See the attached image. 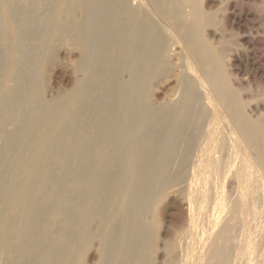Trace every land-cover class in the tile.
Returning <instances> with one entry per match:
<instances>
[{
    "label": "bare ground",
    "instance_id": "6f19581e",
    "mask_svg": "<svg viewBox=\"0 0 264 264\" xmlns=\"http://www.w3.org/2000/svg\"><path fill=\"white\" fill-rule=\"evenodd\" d=\"M44 1L46 12H40L43 4L32 6L34 0H25L23 9L2 4L13 46L6 49L8 53L1 51L0 81L3 76L14 81L16 92H0L1 132L9 137L13 131L16 137L26 138L22 136L24 141L15 157L10 140L0 148V154L5 157L11 153L14 159L10 169L8 164L5 182L0 173V264H12L2 263L4 259L32 264L33 256L40 258V244L51 231L44 223L46 217L63 221L62 231L49 243L54 261L84 264L92 235L90 224L96 215L101 218L99 264H154L153 214L167 190L173 186L178 190L179 184L187 191L188 203L187 228L180 244H186L182 264H264V116L253 119L247 114V105L230 86L215 50L204 38L215 16L202 10L201 0H188V17L182 16V6L173 10L175 18L170 15L178 33L174 38L165 28L156 35L152 26L140 23L129 1L119 5L118 0H78L71 19H65L68 0ZM161 1L149 0L159 16L163 12ZM53 3L58 8L56 14L50 12ZM119 16L128 23L121 27V17L116 21ZM39 24L38 41L44 51L37 48L39 54L43 51L41 57L31 46L28 33ZM39 36L33 35V39ZM49 36L51 44H47ZM107 38L109 43L103 47ZM63 40L78 50L74 69L80 77L47 107L34 70L38 65L43 81L45 66L54 58V43ZM173 40L182 41L187 78L182 75L186 80L179 83L171 103L156 106L150 101L151 85L172 69L166 51L175 44ZM18 43L27 46L21 52L22 60L31 62L26 63L31 65L27 73L23 72L25 63L20 69L21 61L11 59L6 65L18 52ZM97 50L98 61L93 58ZM95 61L97 64L91 66ZM121 72L128 78H120L117 73ZM29 91L32 97L25 104L20 96ZM45 108L51 109L50 116L31 126L28 120L35 121L33 117ZM27 109L32 117H27ZM77 111L82 113L74 121ZM222 121L235 136L228 137L231 141L221 128ZM86 130L87 135L83 133ZM65 147L73 161L71 167L67 154L63 155ZM217 152L226 153V159ZM50 163L58 166L59 177H51ZM229 177L235 189L228 198L224 183ZM47 183L51 186L46 193ZM67 184L74 194L71 198L64 196L66 191L61 194ZM58 194L63 201L55 202ZM63 205L72 206L81 218L75 221L74 212L66 215ZM148 215L151 218L146 221ZM178 247H168L166 264H177L178 253L184 250L176 252L175 258ZM15 249L27 250L29 255L19 260Z\"/></svg>",
    "mask_w": 264,
    "mask_h": 264
},
{
    "label": "rangeland",
    "instance_id": "374dc122",
    "mask_svg": "<svg viewBox=\"0 0 264 264\" xmlns=\"http://www.w3.org/2000/svg\"><path fill=\"white\" fill-rule=\"evenodd\" d=\"M78 0H68V10L65 16V19H71L72 17V7L77 3ZM122 1V2H121ZM130 3V6L135 9L136 11V18L140 23H144L143 25L145 26H152L154 32L156 35L161 32L164 28L166 31H168V34L171 36L172 34L175 36L174 38H177V31L174 30V26L172 22L169 20L170 15L172 18H175V15L172 14L173 10L175 8L182 6V16L185 18L186 16L188 17L189 14V7L187 5L188 0H162L161 1V9L163 10L162 14L159 16L158 12L152 7V4H149V0H118L119 5H122V3L128 2ZM35 2V3H34ZM32 3V6L37 4V8H39L40 5L43 4L42 9L40 12L47 11L48 8L44 6V4H47L46 1L44 0H34ZM133 3V4H132ZM2 4H11L10 6H23L22 8L18 9H23L25 0H0V54L1 51L5 53H8L7 50H10V48L13 46V36L9 31V27L6 23V21L3 18V11H2ZM118 5V9H119ZM50 12L52 14H56L58 11V8L56 7V4L53 3L50 5ZM201 7L202 10L205 13H211L215 17V23L213 25L209 26L203 33L205 40L210 45V48L214 49V55L216 56V61L221 65L223 68V71L227 73V77L229 79L230 86L237 91L239 94L241 101L247 105L246 111L247 114L255 119L260 116H264V102L261 103L259 106L256 104L258 101H262L264 99V0H201ZM34 8V7H33ZM46 8V9H45ZM55 10V11H54ZM156 12H155V11ZM165 11V12H164ZM71 12V13H70ZM158 13V14H157ZM170 13V14H169ZM71 14V15H70ZM186 15V16H185ZM119 16L117 20L121 21V27L127 22V18H122L120 20ZM141 17V18H140ZM149 19V20H148ZM144 20V21H143ZM153 22V23H152ZM124 23V24H123ZM156 25V28L153 27ZM41 25H34L29 28L33 30V32H29L30 36H32V39L30 38V44L33 46L35 49L36 55L38 57H41L40 54L42 55L43 53V48L39 46V32L41 28ZM43 27V26H42ZM48 27V25H46ZM120 27V28H121ZM155 28V29H154ZM161 28V29H159ZM42 30V29H41ZM176 31V32H175ZM175 32V33H174ZM28 34V36H29ZM33 35L39 36L37 37V40L33 39ZM49 39V40H48ZM32 40V42H31ZM35 44H34V42ZM107 41H103L102 46H106L109 43V39H106ZM181 40V36H180ZM37 41V42H36ZM52 37L49 36L47 38V44L52 43ZM174 45L168 48L166 51V57L168 61L171 60L170 62V67L172 69L169 70L168 74L165 73L166 75L162 74L158 78L159 79H154L153 83L151 85V93H150V101L156 106H163L171 103L174 98H176V95L178 94L179 91V83L183 82L186 80V73L185 67H184V58L186 55V52L183 51L182 49V41H174ZM18 43L17 48L18 52H14L10 58L7 59L6 65L7 67L9 66V61L11 62V59L14 61H18L20 69H24L26 66L27 71H23L25 73L28 72V69L31 68V65H26L28 60H22L21 58V52L24 51L23 49H26L25 43ZM37 45V46H36ZM101 47V44L99 43L98 45ZM174 46V47H173ZM43 50L42 53L39 54L40 50ZM7 49V50H6ZM19 49L21 51L19 52ZM38 49V50H37ZM172 57H170L169 55ZM100 58V52L97 50L94 52L93 58L94 60L98 61ZM183 55V56H182ZM190 56V54H189ZM220 57V58H219ZM183 58V59H182ZM170 59V60H169ZM79 56H78V50L76 47L69 43V40H63V42L56 41L54 43V58L52 61L46 64L45 66V76L43 81L39 79V68L38 65L35 66L34 70V75L35 79L37 80L38 83V88L40 89V93L42 95L43 101H46L47 107H50V104L52 101H54L56 98L63 96L66 92H68L73 84L74 81L80 77V74H78L74 66L78 62ZM93 60V61H94ZM190 60V59H189ZM192 60V59H191ZM221 60V61H220ZM95 61V62H96ZM92 62L91 66L94 67V65L97 64V62ZM25 63V66L24 64ZM27 64H31L27 63ZM38 64V63H37ZM51 64V65H50ZM183 67V68H182ZM172 70V71H171ZM184 72V73H183ZM182 73V74H181ZM33 74V73H31ZM118 76L122 79H127L128 76L125 72L117 73ZM181 74V75H180ZM184 74V78L182 75ZM164 75V76H163ZM38 77V78H37ZM182 77V78H181ZM6 76H3L0 81V92H6V91H14L16 92V84L14 81L11 79H6ZM180 78V81H179ZM183 79V80H182ZM158 80V82H157ZM255 86V87H254ZM14 89V90H13ZM256 89V90H255ZM30 92V91H29ZM257 96V97H256ZM21 101L26 103H30V99L32 97V93H26L23 92V95L20 96ZM262 98V99H261ZM206 104V103H205ZM253 104V105H252ZM256 104V105H255ZM250 105V107H248ZM252 105V106H251ZM255 106V107H254ZM49 111V112H48ZM51 109H44L38 117H33L35 118V121H29V124L33 126L35 123L44 121L50 116ZM82 112L77 111V114L74 117V121H77L80 119L79 114ZM29 114V115H28ZM32 114V112H31ZM221 114L223 115V112L221 110ZM27 117H32L30 115V109H27L26 111ZM42 115V116H41ZM39 118V119H38ZM3 120H0V132L2 131L3 128ZM27 122V123H28ZM33 123V124H32ZM16 124V123H15ZM29 124H27L29 127ZM222 125H224L222 128L224 134L230 137V139L234 138L235 136L232 134V132L229 131L228 127L226 126V123L224 121L221 122ZM221 125V126H222ZM13 126V125H12ZM14 132L11 131L9 133V137L5 136L3 132L0 133V148L1 145L3 146L4 143H6L8 140L11 141L13 147L11 148V153L13 154L14 150L15 153L13 156L15 157L21 148L22 145L21 142L22 140L26 138L25 135H22L20 137H16ZM85 135L88 134V130L83 132ZM231 133V134H230ZM14 135V136H13ZM234 137H233V136ZM13 138V140H12ZM21 140H17V139ZM7 139V141H6ZM228 139V140H230ZM15 140V143H13ZM2 141V142H1ZM13 141V142H12ZM231 141V140H230ZM20 142V143H19ZM18 143V144H17ZM16 144V146H15ZM19 148V149H18ZM63 155L69 158L68 166L71 167V164H73V161L71 159V156L68 155L70 151H68V148L63 149ZM17 152V153H16ZM9 153L7 156L0 157V173L3 175V181L5 182L7 174L9 169L12 166V162L14 161L12 154ZM227 153V151H226ZM226 153H219L217 152V156H222L224 160L226 159ZM12 156V157H11ZM11 161V163H10ZM9 162V163H8ZM8 164L9 169H8ZM50 163V175L51 177H59L57 174V168L54 163ZM191 165V164H190ZM189 165V181L192 180L191 175H192V165ZM6 167V168H5ZM4 168V169H3ZM68 169V167H67ZM70 169V168H69ZM8 170V171H7ZM66 170V168L64 169ZM7 171V173H6ZM5 172V173H4ZM55 174L57 176H55ZM5 178V179H4ZM224 191L225 194L228 196L232 194L231 192L234 191L235 186L231 180V178L225 179L224 183ZM181 185V186H179ZM177 185L178 187H182V184ZM51 183H47L45 186V192L47 193L50 190ZM184 186V183H183ZM170 187V191L167 190V192L164 194V196L158 201V204L155 208L154 211V216L153 218L155 219V235H156V248L153 253V261L154 264H166L168 260V247L175 245L178 247L180 244H183V239L181 238L183 236V232L187 228V222H188V203H187V191L185 189H180L178 188L175 189L176 186ZM0 189H2V185L0 186ZM180 189V190H179ZM183 190V191H182ZM190 190V188H189ZM65 194H64V192ZM182 191V192H180ZM63 192V193H62ZM61 194L67 197L71 198L74 196L72 188L70 184H67L63 189H62ZM186 194V195H185ZM62 195L57 196V199L55 202L63 201ZM71 196V197H70ZM65 198V197H63ZM61 199V200H60ZM63 203V202H61ZM263 205V203L261 204ZM69 207V209H68ZM63 208L65 213L68 212L73 215L74 212V219L75 221H78L81 218V214L78 211L72 210V206H66L63 205ZM71 208V209H70ZM70 210V212H69ZM72 210V211H71ZM190 212V211H189ZM118 219H122L120 214L118 213ZM151 216L148 215L146 216L145 220L148 221L150 220ZM100 216L96 215V217L93 218L91 221L92 225L90 224V231H91V238L89 241L88 248L86 252L84 253L83 256V261L84 264H99L100 261V250H101V243H100V238H98V233H99V226H100ZM46 220V221H45ZM45 222L48 226L50 232L45 235L46 240H44L41 244L40 247L43 248V253H41L40 258L37 256H33L32 264H61V261L58 259L54 261L55 258V253L51 252L52 250L50 249V244L55 242V235L59 232L62 231L63 228V221L61 222H56V220L52 219L51 217H46ZM50 220V221H48ZM54 222H53V221ZM55 223V224H53ZM51 224V226H50ZM59 227V229H58ZM73 233H77V227L73 226L72 227ZM52 232V233H51ZM56 232V233H55ZM51 234V235H50ZM54 235V236H53ZM53 236V237H52ZM93 236V237H92ZM49 238V239H48ZM117 238V237H116ZM182 239V240H181ZM178 242V243H177ZM180 242V243H179ZM182 242V243H181ZM46 243V244H45ZM50 243V244H49ZM180 245V246H181ZM186 245V244H185ZM184 245V246H185ZM179 246V247H180ZM184 246H181L182 249L178 250L176 248V251L174 253V257L177 256L176 261L177 264H182L183 258L182 255L185 252ZM180 247V248H181ZM184 249V250H183ZM183 250V251H182ZM25 250L21 249H15L14 254L17 255V258H20L19 260H22L25 258L27 255V250L26 253ZM182 251V252H180ZM180 252V253H177ZM28 253H30L28 251ZM183 253V254H182ZM27 254V255H26ZM54 254V255H53ZM177 254V255H176ZM52 255V256H51ZM24 256V257H23ZM43 258H42V257ZM50 256V257H49ZM53 259V260H52ZM259 260V259H258ZM2 263L5 262H11L12 261L4 259L1 260ZM38 262V263H37ZM42 262V263H41ZM53 262V263H52ZM74 262V259L72 260ZM264 262V259H263ZM21 264V263H18ZM24 264V263H22ZM132 264V263H128ZM184 264V263H183ZM254 264H259L258 261H256Z\"/></svg>",
    "mask_w": 264,
    "mask_h": 264
}]
</instances>
